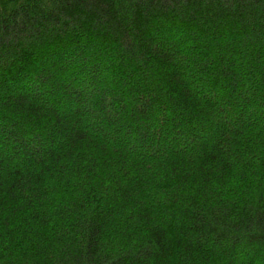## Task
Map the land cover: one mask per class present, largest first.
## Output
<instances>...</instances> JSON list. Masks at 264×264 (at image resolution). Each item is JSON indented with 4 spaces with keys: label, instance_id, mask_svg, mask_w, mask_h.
Here are the masks:
<instances>
[{
    "label": "trees",
    "instance_id": "1",
    "mask_svg": "<svg viewBox=\"0 0 264 264\" xmlns=\"http://www.w3.org/2000/svg\"><path fill=\"white\" fill-rule=\"evenodd\" d=\"M41 2L0 0V261L254 264L260 249L239 260L243 237L199 209L215 186L231 191L254 174L264 181V21L228 17L222 7L260 0H49L43 32L29 15L43 12ZM58 13L67 18L56 27ZM152 62L165 69L170 101L157 128L146 122L161 85L130 88L131 99L108 90L99 108L88 107L86 88L113 65L146 80ZM93 111L104 114L90 139ZM121 113L126 127H117ZM42 156L72 163L53 173ZM31 164L40 171L29 174ZM46 179L50 186L25 197ZM252 219L232 227L247 231ZM255 221L260 230L244 243L264 246V211Z\"/></svg>",
    "mask_w": 264,
    "mask_h": 264
},
{
    "label": "clouds",
    "instance_id": "2",
    "mask_svg": "<svg viewBox=\"0 0 264 264\" xmlns=\"http://www.w3.org/2000/svg\"><path fill=\"white\" fill-rule=\"evenodd\" d=\"M9 9L16 7L14 4L7 5ZM221 7V6H215ZM228 17H236L243 21H252L255 22V19H260L264 21V0H260L259 3H246L244 5H237L233 3L229 8L227 5L222 6ZM39 8L43 9L41 13L38 10L29 9V15L37 17L36 23L32 25L33 28H38L39 31L43 32V26L46 23L44 17H47L50 10L54 9V5L49 2V0H42L39 5ZM60 15V22L56 23V27L60 26V23L65 20L67 17L63 13H58ZM236 30H239L240 25H235ZM47 35V33H45ZM164 67L159 65L155 62L151 64V71L148 72L147 79H141L140 77V70L138 69L137 72L132 76L131 79L128 78L127 73L122 72L121 69L116 68L113 65L109 68L105 73L104 76L101 78V82L98 85L86 88V91L89 93V103L88 107L90 109H97L100 107L99 100L102 94L108 92V90H112L115 94L125 93L128 95L129 99L131 96L134 95V92L128 91L130 88H134L135 86L142 85L144 87H156L157 85H161L158 89V94L160 96L159 101L153 106L152 113L146 122L152 128H157L160 123V118L162 114L161 105L167 106L169 101V96L166 93V90L161 84V78L164 74ZM121 75L124 76V79H121ZM109 107L108 100L104 101ZM104 113L93 111L92 115L85 121L86 124L89 125L84 131L90 133V139L97 138V134L92 132V129L96 126L97 120L103 115ZM120 115H124V119L121 120L120 124L117 127H126L128 120L126 114L121 113ZM137 124L143 126L140 121L136 122ZM71 131L73 133L79 134L78 126H73ZM123 136V132L120 133ZM55 144L53 147L60 150V147L63 145L64 140L62 137L55 138ZM66 150V149H65ZM235 152V149H233ZM261 155H264V150H262ZM75 155L73 159H75ZM43 164H48L52 168V172L55 173L56 169L60 166V164L68 163L71 164V160L60 161L57 163L55 160H50L46 157L40 158ZM247 159L253 161L251 168L256 170V173L260 172L259 160L255 159L254 154L249 153ZM235 162V161H234ZM237 167H240L237 164ZM33 170L39 172L40 167L35 164H31L28 167V173L31 174ZM52 183L51 180L46 179L43 183L35 184L33 183L31 189L25 192V197L27 199H32L34 193H40L45 188L50 186ZM258 184L260 186H258ZM264 191V181H261V178L258 174L250 175L249 181L246 184H240L234 187L231 191L227 189H221L219 186H215L209 189V196L207 198L202 197L200 200V211H202L207 219L212 222L216 223L213 220V216L221 218L223 221H226V224L222 223L219 225L221 228H225L228 233L229 237L232 236H240L243 237L241 243L235 249L236 256L239 260L249 261L253 260L254 253L257 248L260 249L259 255L255 256L254 264H264V246L259 245H246L244 240L247 239L250 233L258 232L260 229L255 221V215L258 211H264V202H257V195ZM43 199V197H40ZM242 217H253L252 221L249 222L245 220V223H248V229L245 231L243 225L239 227V230L232 227V224L236 221H239ZM120 226V218L118 217L117 220L113 221L112 224L109 226V230L113 227ZM172 233L170 232V235ZM7 238L5 239V243L7 244ZM223 245L227 247L231 243V239H226L223 242ZM111 251H115L116 248L113 247L109 249ZM9 257L6 255L3 261H0V264H8Z\"/></svg>",
    "mask_w": 264,
    "mask_h": 264
}]
</instances>
